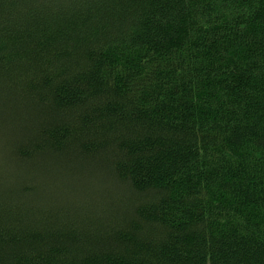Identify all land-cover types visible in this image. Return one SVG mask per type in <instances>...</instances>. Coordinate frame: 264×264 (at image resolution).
Here are the masks:
<instances>
[{
	"label": "trees",
	"instance_id": "trees-1",
	"mask_svg": "<svg viewBox=\"0 0 264 264\" xmlns=\"http://www.w3.org/2000/svg\"><path fill=\"white\" fill-rule=\"evenodd\" d=\"M0 264H264V0H0Z\"/></svg>",
	"mask_w": 264,
	"mask_h": 264
}]
</instances>
